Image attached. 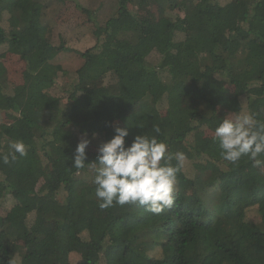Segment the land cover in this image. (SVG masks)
I'll use <instances>...</instances> for the list:
<instances>
[{
  "label": "trees",
  "instance_id": "trees-1",
  "mask_svg": "<svg viewBox=\"0 0 264 264\" xmlns=\"http://www.w3.org/2000/svg\"><path fill=\"white\" fill-rule=\"evenodd\" d=\"M52 1L90 14L77 0H0V56L24 62L20 83L0 67V153L17 140L28 149L0 162V264H69L70 252L77 264H264V172L246 156L223 160L203 128L219 125L220 108L264 123V0H117L103 24L89 17L96 40L84 51L66 47L59 28L53 44ZM155 4L158 19L136 10ZM62 51L83 62L52 95ZM116 126L128 144L155 135L185 153L171 208L98 207L94 168L72 167L77 138L106 142Z\"/></svg>",
  "mask_w": 264,
  "mask_h": 264
},
{
  "label": "clouds",
  "instance_id": "clouds-1",
  "mask_svg": "<svg viewBox=\"0 0 264 264\" xmlns=\"http://www.w3.org/2000/svg\"><path fill=\"white\" fill-rule=\"evenodd\" d=\"M155 133L160 128L153 126ZM114 135L99 145L94 162L86 163L91 141L82 138L76 146L72 167L94 168L92 183L100 209L137 204L153 214L171 208L175 202V186L178 174L187 159L185 153L171 152L157 136L136 135L130 144L126 142V127H114ZM96 134H93L95 138ZM214 142L219 155L235 165L241 157H248L252 166L264 168V123L251 111L241 110L224 118L214 130ZM23 141H11L6 153H0V162L7 165L27 155ZM175 160L173 164L172 161Z\"/></svg>",
  "mask_w": 264,
  "mask_h": 264
},
{
  "label": "rangeland",
  "instance_id": "rangeland-1",
  "mask_svg": "<svg viewBox=\"0 0 264 264\" xmlns=\"http://www.w3.org/2000/svg\"><path fill=\"white\" fill-rule=\"evenodd\" d=\"M80 5L89 10L90 14L87 13L75 5L73 2H67L60 5L61 3L52 1L48 6V11L46 17L53 27V35L51 40L53 44H58L61 40L57 35V29L59 28L60 33L62 34V40L66 47L71 49H77L84 51L95 44V36L93 35L92 21H96V24H103L106 19L114 15L116 11L117 0H77ZM16 6L11 7L10 9L16 8ZM25 5H28V2H25ZM138 14L149 19H158L161 16L162 10L158 5H151L147 7L136 8ZM36 45V40H28L27 47H32ZM2 46L0 47V49ZM83 59L74 51L60 52L51 62L59 64L64 70V73H59L57 77L56 86L51 89L52 95H60L65 89L64 80H66V85L71 83L75 79L73 72L77 67L82 64ZM0 67L6 69V76L8 84L20 83L23 80V71H24V62L15 54L11 52H5L4 55L0 56ZM97 82V81H96ZM224 90L227 94L232 93V88L225 85ZM186 105H194L199 101H190L186 99ZM159 111L164 113V105L160 106ZM244 111H247L244 109ZM220 115L223 118L232 117L235 114L226 110L225 108L219 109ZM11 116L9 113L5 115L2 114L4 119H9ZM117 124V123H116ZM118 125V124H117ZM205 130V135L213 139L214 130L210 126H203ZM78 143L82 139L81 136L78 138ZM91 143L88 146V150L93 154H97V149L100 144L104 143L103 140L98 137L91 138ZM264 172V168L261 169ZM13 201H5L3 206H1V212L4 213L11 205ZM66 261L69 264H77L79 261V255L70 252L66 257Z\"/></svg>",
  "mask_w": 264,
  "mask_h": 264
}]
</instances>
